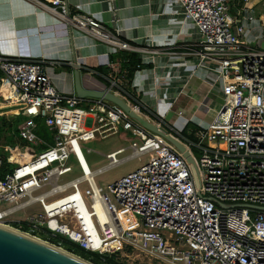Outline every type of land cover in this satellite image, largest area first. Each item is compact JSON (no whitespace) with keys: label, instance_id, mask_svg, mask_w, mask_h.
Returning <instances> with one entry per match:
<instances>
[{"label":"built area","instance_id":"obj_1","mask_svg":"<svg viewBox=\"0 0 264 264\" xmlns=\"http://www.w3.org/2000/svg\"><path fill=\"white\" fill-rule=\"evenodd\" d=\"M176 1L184 22L196 28L181 51L132 45L96 18L71 13L65 0L39 3L112 53L138 55L142 66L160 56L178 59L176 68L204 74L212 93L214 81L221 83L223 103L192 143L159 115L173 112L172 103L145 102L129 89L134 78L129 82L127 70L106 76L107 90L180 142L182 152L105 98L78 99L57 90L47 61L0 54V117L22 118L18 139L27 143L7 147L8 158L0 153V223L39 239L62 237L110 264H135L141 256L162 264H264V211L246 207L264 208V51L249 43L244 27L256 18L254 0ZM259 20L264 31V13ZM121 131L142 143L109 153L108 164L92 172L82 143ZM145 156L150 158L135 171L104 187L96 184V176ZM72 157L82 176L68 180ZM12 162L18 166L1 175Z\"/></svg>","mask_w":264,"mask_h":264},{"label":"crops","instance_id":"obj_2","mask_svg":"<svg viewBox=\"0 0 264 264\" xmlns=\"http://www.w3.org/2000/svg\"><path fill=\"white\" fill-rule=\"evenodd\" d=\"M52 0H0V54L9 59L44 60L54 86L62 92L74 95V72L92 75L83 78L89 89L102 90L108 86L106 76L91 72L87 60L96 57L108 74L118 71L122 61L105 44L93 42L80 32L43 8L39 3L52 6ZM71 13H82L96 18L112 31H120L121 39L140 47H173L181 51L186 42L195 39L196 28L184 22L180 5L176 0H65ZM180 61L160 56L143 61L130 88L142 99L156 106L172 103L177 112L200 130L211 121L199 118L212 95L204 74L191 76L176 68ZM56 87V88H57ZM193 112H187L190 105ZM169 114V115H170ZM168 115V116H169ZM207 123L203 126L202 123ZM185 125L182 126L184 129ZM182 129V130H183ZM182 130H179L181 132Z\"/></svg>","mask_w":264,"mask_h":264},{"label":"rangeland","instance_id":"obj_3","mask_svg":"<svg viewBox=\"0 0 264 264\" xmlns=\"http://www.w3.org/2000/svg\"><path fill=\"white\" fill-rule=\"evenodd\" d=\"M254 6H255V11H256V18L252 22H244V27L247 30V39L249 43L255 47L258 50L264 51V31L263 27L261 26V21L259 20V16L264 13V0H254ZM87 77L88 79H95L92 75H83L82 78ZM53 83V82H52ZM54 85V83H53ZM214 88H213V93L210 96L209 99H207V104L209 105L211 101V108H213V111H208V107H204L200 111L199 118L206 117L208 118L207 122L211 121L216 112H218L221 108V104L223 103V96L221 95V83L215 82L214 81ZM57 86H55L56 88ZM57 90L58 87L56 88ZM60 91V90H59ZM62 92V91H60ZM63 94L66 95H72L70 93L62 92ZM2 100H6V95L3 93V98ZM84 109L88 110L87 105L82 106ZM196 109V105L192 104L187 108V112L189 111L193 112V110ZM209 112V114H208ZM161 114V115H160ZM161 117H165L166 123L169 126L174 127L177 131L182 130V126L186 125L187 122L183 118L176 119L175 114H170L169 116H165V111L163 113H159ZM5 119H16V118H8L6 116H3ZM18 118V117H17ZM202 123V122H201ZM203 126H206L207 123H202ZM40 134V133H39ZM45 138V136H43ZM46 139V138H45ZM12 142L13 138L9 135L3 134L1 139H0V153L3 155L5 158H8V154L5 152V149L7 147L11 148L12 147ZM132 143H137L140 145L142 141L140 138L130 134L129 132H123L119 135L110 137L108 139L102 140V139H97L96 141H90L86 143H82V150L84 153V157L86 159V162L92 172H95L96 170L106 166L108 164V160L105 158L106 155L109 153H113L117 151L118 149L121 148H128L131 146ZM16 146H27V143L21 140L16 141ZM194 151L196 148L194 145H192ZM41 148L37 150L34 154H38L41 152ZM44 150V149H43ZM90 150V152H88ZM131 154V151H127L123 155H120L119 158L127 157L128 155ZM27 155H33L32 153H29ZM148 158L143 157L142 159H134L127 161L103 174H100L95 177V182L99 187H104L110 183H114L115 181L121 179L122 177L128 175L129 173L135 171L142 163L147 162ZM17 162H20V160H17ZM17 162H12L9 163L11 169L15 168L18 166ZM70 164L74 168V172L70 175L67 176L68 180H73L78 177L82 176V172L80 170V167L74 157L71 158ZM88 184L84 183L81 185V189L85 191L88 189ZM135 264H162L157 261H151L148 259H145L144 257H139L136 259Z\"/></svg>","mask_w":264,"mask_h":264},{"label":"water","instance_id":"obj_4","mask_svg":"<svg viewBox=\"0 0 264 264\" xmlns=\"http://www.w3.org/2000/svg\"><path fill=\"white\" fill-rule=\"evenodd\" d=\"M74 96L78 99H101L105 98L111 103L122 108L130 117L143 127L164 136L168 141L173 143L180 151L185 149L182 144L171 136L158 131L151 123L130 111L129 107L117 96L107 90L106 86L102 90L89 89L84 85L80 71L74 72ZM186 156L193 163L190 153ZM224 207V205H221ZM247 208L264 211V208L255 206H246ZM0 264H92L74 254H71L62 248H54L25 234L7 229L0 226Z\"/></svg>","mask_w":264,"mask_h":264},{"label":"trees","instance_id":"obj_5","mask_svg":"<svg viewBox=\"0 0 264 264\" xmlns=\"http://www.w3.org/2000/svg\"><path fill=\"white\" fill-rule=\"evenodd\" d=\"M120 59L122 61L120 67L118 68V72H123L127 70L128 80L131 82L135 76V73L138 67H143L142 62L138 58V55L135 54H122L120 55ZM86 67L88 70L96 72L102 76L108 75V69L105 66H102L99 62V59L96 57H91L87 60ZM22 118L16 119H5L4 117H0V139L3 134L9 135L13 138L12 146H15L16 141L19 138V125L22 123ZM200 130L198 126L195 124L188 122L184 129L181 131V135L183 138L188 140L189 142L196 143V133ZM194 150V149H193ZM194 153L199 156V153L195 150ZM7 171H11L10 165H5L1 175H5ZM15 226H19L16 224ZM23 231H28L27 227H23ZM40 237L44 240H48L51 244L62 248L63 250L74 254L92 264H110L113 263L112 260H107L106 262L103 261L102 257L98 254L86 252L85 250L81 249L79 245L74 244L67 239L62 237H51L47 236L46 234H40Z\"/></svg>","mask_w":264,"mask_h":264},{"label":"bare ground","instance_id":"obj_6","mask_svg":"<svg viewBox=\"0 0 264 264\" xmlns=\"http://www.w3.org/2000/svg\"><path fill=\"white\" fill-rule=\"evenodd\" d=\"M4 111H5V108H4V110H2V112H4ZM160 136H161V135H160ZM145 157H147L148 159L150 158V156H145ZM86 169H87V166H86ZM0 226L5 227V228L10 229V230H13V231H16V232L21 233V234H25L26 236H28V237H30V238H32V239H35V240H37V241H39V242H41V243H44V244L49 245V246H51V247H54V248H58V249H60L59 247L54 246V245L51 244V243H48V242H46V241H44V240H42V239H39V238H36V237L30 236V235H28V234H26V233H24V232H20V231L14 229V228H12V227L5 226V225L2 224V223H0Z\"/></svg>","mask_w":264,"mask_h":264}]
</instances>
